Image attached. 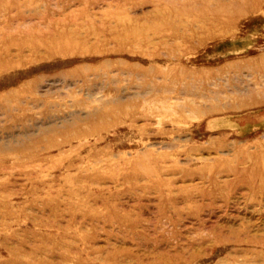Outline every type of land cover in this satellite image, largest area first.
<instances>
[{
    "label": "rangeland",
    "instance_id": "rangeland-1",
    "mask_svg": "<svg viewBox=\"0 0 264 264\" xmlns=\"http://www.w3.org/2000/svg\"><path fill=\"white\" fill-rule=\"evenodd\" d=\"M263 84L264 0H0V264H264Z\"/></svg>",
    "mask_w": 264,
    "mask_h": 264
},
{
    "label": "bare ground",
    "instance_id": "bare-ground-1",
    "mask_svg": "<svg viewBox=\"0 0 264 264\" xmlns=\"http://www.w3.org/2000/svg\"><path fill=\"white\" fill-rule=\"evenodd\" d=\"M212 24H213V22H212ZM204 27V26H203ZM248 58H250V57H248ZM247 64V63H246ZM253 64H255L254 62H252V63H248V66H252ZM260 65V64H259ZM246 66V65H245ZM247 67V66H246ZM254 67V66H253ZM245 68V67H244ZM247 68H249V67H247ZM261 68V67H260ZM259 68V69H260ZM262 69H263V67H262ZM263 78V77H262ZM257 79V78H256ZM264 85V84H263ZM262 86V85H261ZM249 88V87H248ZM264 88V87H263ZM262 88V89H263ZM240 89V88H239ZM252 89V88H251ZM250 90V89H249ZM255 90V89H254ZM246 91V90H245ZM248 91V90H247ZM261 91V90H260ZM241 92V91H240ZM239 92V93H240ZM262 92V91H261ZM264 92V91H263ZM237 93V92H236ZM238 93V94H239ZM247 93V92H246ZM252 93L254 94V91H253V89H252ZM243 94V93H242ZM242 94H240V96L242 95ZM226 95V94H225ZM248 95V94H247ZM262 95H263V93H262ZM252 97V96H251ZM242 98V97H241ZM240 98V101H239V104L238 105H240V107H248V106H250V105H256V104H259V103H261V100H263V99H261L260 101H259V99H257L255 96L254 97H252V99H241ZM238 99V98H237ZM218 100V99H217ZM234 100V99H233ZM221 101V100H220ZM238 101V100H237ZM233 102V101H232ZM231 102V103H232ZM263 102V101H262ZM234 103V102H233ZM134 105V104H133ZM215 105V104H214ZM120 106H121V104H120ZM126 106V105H125ZM137 106V105H136ZM135 106V107H136ZM213 106V105H212ZM216 106V105H215ZM220 106V105H219ZM228 107H229V105H227ZM232 106V105H231ZM137 108V107H136ZM230 108V107H229ZM250 108V107H249ZM124 110V109H123ZM133 111H134V109H132ZM245 110V109H244ZM247 110V109H246ZM121 111V110H120ZM132 111V112H133ZM231 111V110H230ZM98 112V111H97ZM131 112V111H130ZM225 112V111H224ZM232 112V111H231ZM233 112H235V111H233ZM232 112V113H233ZM237 112V111H236ZM119 113V112H118ZM132 114H134V113H132ZM110 115H113V116H115V118L113 117V119H116L117 120V117H119L118 115H117V113L115 112H113V111H109L108 109L106 110V109H104V107H102V109L100 110V112L97 114V115H91V116H88L89 118H87V120L88 121H92V120H98V121H107V119L109 118V116ZM131 115V114H130ZM112 117V116H111ZM85 120V119H84ZM82 121V120H81ZM112 121H114V120H112ZM118 123V122H117Z\"/></svg>",
    "mask_w": 264,
    "mask_h": 264
}]
</instances>
